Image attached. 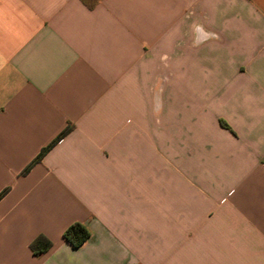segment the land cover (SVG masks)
<instances>
[{
	"label": "crops",
	"instance_id": "1",
	"mask_svg": "<svg viewBox=\"0 0 264 264\" xmlns=\"http://www.w3.org/2000/svg\"><path fill=\"white\" fill-rule=\"evenodd\" d=\"M0 264H264V0H0Z\"/></svg>",
	"mask_w": 264,
	"mask_h": 264
},
{
	"label": "trees",
	"instance_id": "2",
	"mask_svg": "<svg viewBox=\"0 0 264 264\" xmlns=\"http://www.w3.org/2000/svg\"><path fill=\"white\" fill-rule=\"evenodd\" d=\"M69 131H70V126H67L51 145H49L40 152V154L36 157L33 163H31V165L34 164L35 162H38L43 157V155L55 144V142H57L60 138L65 136ZM31 165H29L23 173H26ZM63 238L73 248H78L89 238V232L86 229V227L81 223H73L66 228V230L63 233ZM30 247L35 254H40L46 251L50 247V243L44 237L40 236L31 243Z\"/></svg>",
	"mask_w": 264,
	"mask_h": 264
}]
</instances>
